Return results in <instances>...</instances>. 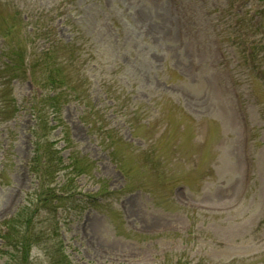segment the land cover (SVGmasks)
<instances>
[{"label": "rangeland", "instance_id": "1", "mask_svg": "<svg viewBox=\"0 0 264 264\" xmlns=\"http://www.w3.org/2000/svg\"><path fill=\"white\" fill-rule=\"evenodd\" d=\"M258 4L0 0V228L36 188L67 190L34 218L31 264L60 243L70 264H264V62L244 55ZM50 48L70 95L29 70ZM59 92L42 120L10 116Z\"/></svg>", "mask_w": 264, "mask_h": 264}, {"label": "trees", "instance_id": "2", "mask_svg": "<svg viewBox=\"0 0 264 264\" xmlns=\"http://www.w3.org/2000/svg\"><path fill=\"white\" fill-rule=\"evenodd\" d=\"M251 19L255 21L254 24L256 26L253 27L257 30V32L260 33V37L258 39H255V37L252 38L251 44L248 45L249 60L252 63H255L257 59H262L264 62V0H261V4H258V7L253 10ZM235 21L238 22L237 17L235 18ZM251 35L253 34L251 33ZM244 55L246 57L247 53L244 52ZM19 65L22 70L26 71V65L24 62H19ZM38 67L41 68L44 74H46L45 77L49 83H52L50 90L62 87V85H64L61 82H59L60 84L58 85H53L58 83V75L66 79L63 73H68V67L65 65L63 57L58 54L56 49L50 48L47 50H41L39 53L34 54L32 62L29 65V70L33 74L34 71H37ZM60 92L70 95L69 86L64 85L63 90ZM60 92L57 95L46 94L45 98H42L39 93L37 97L36 95L34 96V104L31 103L30 105H24L22 108H20L21 105H18L17 107L16 103L13 102L14 110L12 114H14V112H19L20 109H23L24 111H27L32 118L35 117V119L40 118L42 120V118L46 117L45 112H42L45 106H48L52 109L54 108L55 112L60 110L57 108L59 104L57 100L59 98L58 96ZM43 126L47 128V125L43 124ZM42 137L43 135L40 134V138ZM49 150V142H43L41 140L40 142H36L33 149L35 160H38L44 156L43 161L41 162V172L45 176L52 175L57 169L52 165L53 156H51ZM35 162L36 161L33 163V170L37 169L35 167ZM81 170L82 169L79 170V173ZM66 194L67 190L65 186H61V188L58 190H56L55 187L45 186L41 194L37 193L36 188L33 192V195L37 203L34 204L36 206L31 210L29 213L30 215L27 218H24V214L18 211L9 219L2 222L0 228V248L2 255L6 258V264H31L34 262L31 257V253L33 245L36 242V237L34 232L32 233V230L43 221L41 220L39 222H35L34 218L38 211L42 208H46L51 211L52 207L53 210V201H58L60 197H64ZM28 207L24 206L22 209H28ZM69 208L73 209L74 207L69 206ZM37 233H39L38 235H44L45 231L43 229H39ZM47 238L48 240L51 239L49 236ZM38 240L40 239L38 238ZM58 243L59 241L56 242V244ZM61 244L62 243L57 246L56 253H52V251L49 253V251H46V261L44 264H70V261L65 255L63 246Z\"/></svg>", "mask_w": 264, "mask_h": 264}]
</instances>
